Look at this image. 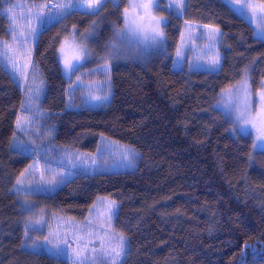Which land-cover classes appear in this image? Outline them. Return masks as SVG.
<instances>
[{
  "label": "trees",
  "instance_id": "obj_1",
  "mask_svg": "<svg viewBox=\"0 0 264 264\" xmlns=\"http://www.w3.org/2000/svg\"><path fill=\"white\" fill-rule=\"evenodd\" d=\"M15 1L0 0V47L10 38L2 11ZM122 7L120 0L96 15L72 11L39 32L33 54L43 86L38 108L42 126L53 128L42 136L45 149L21 153L14 147L33 145L17 131L23 93L0 61V264H70L32 245L30 232L25 236L31 211L15 183L32 162L94 152L102 136L132 145L140 154L135 168L77 170L53 192L38 194L49 211L79 220L97 197L115 200L114 229L127 238L120 264H264V152L253 151L249 134L232 131L220 104L245 72L254 88L261 86L264 39L226 0H185L182 13L169 14L163 25L166 47L158 57L114 64L106 104L69 107L58 53L62 36L102 13L119 19ZM186 21L220 29L217 71L174 68Z\"/></svg>",
  "mask_w": 264,
  "mask_h": 264
},
{
  "label": "rangeland",
  "instance_id": "obj_2",
  "mask_svg": "<svg viewBox=\"0 0 264 264\" xmlns=\"http://www.w3.org/2000/svg\"><path fill=\"white\" fill-rule=\"evenodd\" d=\"M109 1L113 4H118L120 0ZM138 2H140V0H123V7L119 19L102 13L100 17L92 18L89 23L82 28L78 25L72 26L69 28L68 32L62 36L58 53L63 73L69 82V107H72V104H74V107L82 105L96 108L106 104L108 100H110L112 92L110 72L114 64L128 61L135 58V56L138 59L148 60L151 57H158V55L165 50V36L159 41L148 40L143 43H138L134 38L129 41L126 38L118 39L116 37V30H124L125 28L124 10L126 8L128 9L127 17L129 21L132 19H139L142 10L138 8L134 9L132 7L134 3ZM157 2L159 3V7H154L152 13L157 18H164L165 22L161 24V28L163 29V25L167 22L169 14H176V12L167 9V5L171 3L172 0H157ZM240 2H242V0H233V5H237ZM249 2L258 5L261 3V0H249ZM13 6H16L14 8V14L17 17L16 26L18 32L16 35L19 38V31H24L27 35L25 20L20 17L27 15L28 9L32 4L25 0H17L8 4L2 11L8 20L9 17L6 14V10ZM33 11H35V9H33ZM111 14L114 15L113 12ZM251 22L256 29V33L264 31V21L257 17H253ZM32 26H38L34 19L32 20ZM41 30L42 28L38 31L35 37L28 36L27 43L24 45L18 43L17 40H13L10 31L9 40L4 42L0 47V61L12 78L17 82L23 93V103L18 118H21L22 121H27V123L24 124L23 129L18 128L16 123L18 133L25 137L27 136L28 143L30 141L36 142V139H38L39 142L37 144L45 149L46 145L41 146L40 144V142H44L42 136L44 135L45 137H48L53 132V128L51 129L50 127L42 126L41 119L43 118V114L38 108V103H40L39 98L42 94L43 86L36 75V70L33 64L34 48L38 34ZM209 31L210 29L205 27V25L195 23L184 24L177 46V48L181 49L182 55L180 57L177 56L176 48L173 56L174 68L187 67L188 69H205L212 71H217L220 68L222 55L218 44L221 35L216 38V41L212 42L208 39ZM66 40L69 44L80 45L87 53V55L78 62L79 71L72 75L66 74L64 70L61 45L64 44ZM212 43L215 44V47L209 50V46ZM5 44L10 45V48H5ZM113 44L116 45L115 48L112 47ZM65 52H67L69 56L72 54L71 49L67 46H65ZM216 53H219L220 63L217 68L213 69L211 67V59ZM29 55L31 57L30 63ZM9 57H12L17 61V67H23L25 72L24 76H21L19 71H14L13 65L8 59ZM73 63L77 62L73 61ZM105 64L108 66V72L103 71ZM78 77L79 80L77 79ZM248 86L254 94L253 99H256L255 94L259 92L260 87L254 88L249 81ZM236 89L237 88L233 89L234 94ZM105 96L108 97L107 100L93 98H103ZM222 97L224 101L227 100L226 94H223ZM220 104L221 108L228 113V109L225 108L224 103L220 102ZM253 118H255V112H253ZM231 120L232 131L241 134L239 128L233 122V118H231ZM247 134L252 137L254 143L256 134L251 126H249ZM126 148L133 150L136 153L134 159L131 157L125 158L124 153ZM253 149V151H261L254 147ZM139 155V152L132 145L102 136L98 147L94 152L74 150L73 152L63 153L61 156H58L55 162H41L39 160L32 162V168L30 169L28 167L27 169H29V171L24 172L25 175L20 177V179L24 181V188L20 189V191L26 195L25 205L27 208L29 205L31 206L29 224L35 223L36 221L44 222L40 225H36L40 228V231H30V234L34 239H32V241L33 243L35 242V244L32 245H38L40 249L53 254L54 245L58 241L54 239L52 244H48L43 237L47 236L49 232H59V239H63L65 234H67V239L71 247L61 245L64 249V255L60 257L67 259L70 264H73V249H76L78 246L82 247L84 243H89L90 245H94L97 250H100V242L102 238L104 249L101 255L96 258L95 264H112L111 257L107 255V253L111 252L113 248L119 250L118 244L120 236L125 238L127 247V238L125 234L117 232L114 229V219L118 211V204L115 200L105 197H97L90 206L87 215L83 219L77 220L60 213L49 211L45 207L46 204L41 202L42 199L38 194L53 192L58 186L63 184L68 177H72L77 170H87L91 172H118L132 170L136 166ZM93 160H95V163H92ZM129 160H131V163H129ZM41 174H43L42 181ZM29 181H31L33 185L39 182L41 191L32 193L28 192L27 188L29 186ZM15 187L17 190L20 188L16 183ZM112 202H115V208L113 209L115 215H112V218L109 221L108 216L111 215V213L109 212L108 206ZM86 221H91V229L86 226ZM72 226H76L75 236L72 234ZM105 232H107V235H104ZM76 236H80L81 239L77 240ZM37 239H40V241H38L39 243L37 242ZM124 254L119 258L117 264L121 263ZM88 257L91 264L93 258L91 247L88 251Z\"/></svg>",
  "mask_w": 264,
  "mask_h": 264
},
{
  "label": "snow or ice",
  "instance_id": "obj_3",
  "mask_svg": "<svg viewBox=\"0 0 264 264\" xmlns=\"http://www.w3.org/2000/svg\"><path fill=\"white\" fill-rule=\"evenodd\" d=\"M109 0H40L39 3H33L32 6L28 9L27 15L20 17L25 20V24L27 26V35L24 31H19V38L16 35L18 32L17 28V17L14 14V8L16 6L10 7L6 10V14L9 17V22L11 25V34L13 40H17L18 43L24 45L27 43L28 36L35 37L38 31L41 28L53 25L58 23L61 19H63L66 15H69L72 11H83L84 14L87 15H96L100 9L104 6V4L108 3ZM226 3L231 5V11L234 14H237L241 17H247L249 21L253 17H257L260 20L264 21V0H261V3L254 4L250 3L249 0H242V2L237 5H233V0H226ZM185 5V0H172L171 3L167 5V9L169 11H175L179 16L182 13V10ZM134 9H141L142 14L139 16V19H132L129 21L127 17L128 9L124 10L125 12V28L124 30L117 29L116 37L118 39H128L131 41L133 38L137 40L138 43H143L148 40L159 41L164 37L163 29L161 28V24H163V17H155L152 13V9L158 8L159 3L157 0H140L138 3H134L132 5ZM35 9V11H33ZM37 22V27L32 26V20ZM188 24V22H185ZM205 27L209 28L210 31L208 33L209 41H216V38L222 33L218 27H213L212 25H205ZM183 35V34H182ZM258 39H264V31L257 33ZM65 46L71 49V56L65 52ZM113 48L116 47L115 44L112 45ZM215 47V44L212 43L209 46V50ZM5 48H10V45L5 44ZM61 52L63 54V63L65 73L68 75H72L75 72L79 71L78 62L82 60L86 55V51L83 47L77 44H69L67 40L64 44L61 45ZM182 55L181 49L177 48V56L180 57ZM10 63H12L14 71H19L21 76L25 75L23 67H17V61L12 57L8 58ZM76 61L77 63H73ZM31 62V57L29 55V63ZM219 53H216L215 56L211 59V67L213 69L219 66ZM199 67V66H197ZM104 72H108V66L105 64ZM79 80V77L77 78ZM31 90V89H29ZM227 100L224 101L222 99V103H224L225 108L228 109L229 118H233V122L239 128L241 134H247L249 131V126L255 131V141L253 143L254 148L260 149L264 152V81L261 82L260 90L255 94L256 99H253V92L251 88L248 86V78L247 72L244 74L242 84L236 89L235 94L232 89L226 90ZM94 99H103L107 100L108 97H93ZM253 112H255V118H253ZM27 121H22L21 118L17 119V127L23 129L24 124ZM15 139V137H14ZM259 142V143H257ZM30 144L33 147L29 148L23 141L14 144V147L18 149L21 153L25 152H38L40 149V145L36 144L35 141H30ZM136 153L133 150L125 149L124 156L125 158L131 157L135 158ZM95 163V160L92 161ZM131 163V160H129ZM31 169L32 166L30 165ZM29 169H25V172H28ZM34 174V170H33ZM25 173H21V177H23ZM43 180V174H41V181ZM16 184L20 186V189L24 188V181L20 178L17 179ZM27 191L39 192L41 191L40 183L33 185L31 181H29V186ZM103 203V201H102ZM109 212L111 215L108 216V220L110 221L112 215H115L113 209L115 208V202L109 204ZM28 210L31 211V206H28ZM44 223L43 221H36L35 223H30L25 226V236L29 235L30 231H40L36 225H40ZM86 226L91 229V221L85 222ZM110 227V225H109ZM73 232L72 234L76 235V226H72ZM102 230V229H101ZM107 235V232L104 233ZM43 239L48 243L52 244L53 240H57L58 242L54 245V255L59 258L64 255V249L61 245H65L71 247L69 241L67 239V234L63 239H59V232H49L47 236H44ZM77 240H80V236H76ZM35 244V242H34ZM247 246V245H246ZM91 247V252L93 254V258L91 264H95L96 258L101 255L104 249L103 239L101 238L100 242V250L94 245H90L89 243H84L82 247H77L73 249V264H90L88 251ZM118 249L113 248L111 252L107 253L111 257L112 264H117L119 258L122 257L124 253L127 252L126 240L123 236L119 237Z\"/></svg>",
  "mask_w": 264,
  "mask_h": 264
}]
</instances>
